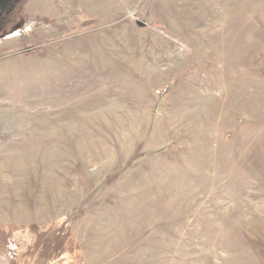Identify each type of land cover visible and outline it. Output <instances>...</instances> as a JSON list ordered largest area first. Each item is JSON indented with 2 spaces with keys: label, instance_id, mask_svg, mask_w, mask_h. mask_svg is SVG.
Masks as SVG:
<instances>
[{
  "label": "rangeland",
  "instance_id": "obj_1",
  "mask_svg": "<svg viewBox=\"0 0 264 264\" xmlns=\"http://www.w3.org/2000/svg\"><path fill=\"white\" fill-rule=\"evenodd\" d=\"M4 30L0 264H264V0H22Z\"/></svg>",
  "mask_w": 264,
  "mask_h": 264
},
{
  "label": "flooded vegetation",
  "instance_id": "obj_2",
  "mask_svg": "<svg viewBox=\"0 0 264 264\" xmlns=\"http://www.w3.org/2000/svg\"><path fill=\"white\" fill-rule=\"evenodd\" d=\"M22 0H0V32H4L9 18Z\"/></svg>",
  "mask_w": 264,
  "mask_h": 264
},
{
  "label": "trees",
  "instance_id": "obj_3",
  "mask_svg": "<svg viewBox=\"0 0 264 264\" xmlns=\"http://www.w3.org/2000/svg\"><path fill=\"white\" fill-rule=\"evenodd\" d=\"M88 23L90 24V23H91V21H88Z\"/></svg>",
  "mask_w": 264,
  "mask_h": 264
}]
</instances>
